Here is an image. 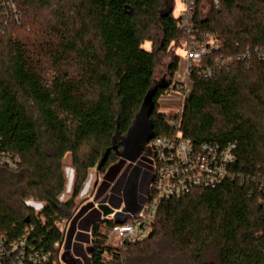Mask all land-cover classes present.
<instances>
[{
  "label": "trees",
  "instance_id": "obj_1",
  "mask_svg": "<svg viewBox=\"0 0 264 264\" xmlns=\"http://www.w3.org/2000/svg\"><path fill=\"white\" fill-rule=\"evenodd\" d=\"M18 3L23 23L0 31V137L22 165L15 172L0 168V234L12 242L33 226L29 242L49 250L62 239L55 222L74 215V200L92 168L104 176L95 199L112 183L113 203L120 204L131 189L122 172L126 161L118 155L121 142L115 149L113 139L128 134L163 79L170 84L158 86L150 118L154 137L174 134L158 101L173 86L188 37L174 16V0ZM196 24L201 34L224 42L205 60L216 64L264 47V0H220L219 7L199 10ZM251 62L220 65L208 79L195 72L177 116L182 137L197 146L236 144V178L163 202L150 236L125 250L106 247L103 232L129 218L117 213L113 221L90 219L85 207L67 248L84 217L74 254L87 264H264V61ZM68 154L72 197L61 202ZM27 201L43 204L42 213L36 216ZM142 201L130 193L125 207L137 211ZM90 241L91 259L82 247ZM64 259L82 264L69 251Z\"/></svg>",
  "mask_w": 264,
  "mask_h": 264
},
{
  "label": "built area",
  "instance_id": "obj_2",
  "mask_svg": "<svg viewBox=\"0 0 264 264\" xmlns=\"http://www.w3.org/2000/svg\"><path fill=\"white\" fill-rule=\"evenodd\" d=\"M182 1L184 8L178 24L188 37V42L173 86L160 98L175 100L181 104L194 88L193 74L195 72L198 76L208 79L213 76L216 67L227 65L233 60L244 62L249 66L254 59L264 61V47H256L254 49L247 48L235 56L219 59L216 64H205V60L222 51L225 44L211 34H201L196 24V18L199 10L204 13L210 5L219 7L220 0ZM22 23L23 14L19 8L18 0H0V31L5 32L10 25H21ZM172 92H176L178 95L174 96ZM179 115L173 118L167 116L166 119V123L174 131V134L155 136L148 143L153 178L145 200L140 211L135 215L130 214L125 223L104 230L103 237L106 247L125 250L129 245L147 239L153 230L157 212L163 202L179 199L198 189H214L223 182L236 178V175L231 171L235 162L236 144L228 143L221 146L218 143L206 142L198 146L195 145L191 140L183 138L179 132V118H177ZM21 165V157L5 150L0 137V168L15 172L20 169ZM95 168L97 170V167ZM95 188L97 190L98 184L95 185ZM26 204H31L29 206L34 210L36 216L40 215L44 209V205L41 203L27 201ZM94 207L100 211L99 205ZM117 213H123V208L114 209V213L107 217L102 214L101 221H113ZM76 215L55 222V227L62 239L55 242L49 250L36 248L29 242L30 235L34 231L33 226L27 229L21 238L12 242H8L0 234V264H68L64 259V255L68 251L76 259L81 260L82 264H87L84 259L74 254V245L77 243L76 236L82 232L79 229L82 218L78 222L76 221L71 244L67 248ZM41 220L44 224L45 220L43 218ZM85 233L92 239V231ZM91 241L82 244L85 251L91 245ZM86 253L87 257L91 259V253L87 251Z\"/></svg>",
  "mask_w": 264,
  "mask_h": 264
},
{
  "label": "rangeland",
  "instance_id": "obj_3",
  "mask_svg": "<svg viewBox=\"0 0 264 264\" xmlns=\"http://www.w3.org/2000/svg\"><path fill=\"white\" fill-rule=\"evenodd\" d=\"M174 1H175L174 16L176 18H179L182 15V11L184 8L183 1L182 0H174ZM179 55L181 56V60H182V58L184 57V51L180 50ZM160 72H158V75L156 77L157 81H160L163 77V74H161ZM177 73H179V70ZM172 95L176 96L178 94L176 92H172ZM158 103H159V111L170 118H173L181 113L183 104L175 100L160 99ZM64 168L67 178V185L64 194H62L59 198L62 202H66L70 200L72 197L74 170L72 168V158L70 154H68L64 159ZM122 172L126 175L128 180L127 183L129 184V187H131V189H128L127 193L125 194L122 193V196L120 198L122 202L120 204L113 203V200L116 197L114 196V193L111 191V188L113 186L112 183L110 184L109 190L106 192L105 195L102 196L101 199L99 200L95 199V195L97 193L95 185L98 184L99 187V185H101L102 181L104 180V176L103 174L99 173L98 170H96V168H94L89 171L86 182L82 190L80 191L78 197L74 200V206H75L74 209L76 208L74 214H79L81 210H83L85 207H88L85 213H89V211L90 212L92 211V214L90 215L89 218L97 219L98 216H100V220H101L102 217L101 211L96 210L94 207L95 205H100V204H108L111 208L117 210L123 208L122 215L124 217H128L130 216V214H133L132 210H129L125 207L127 198L130 196V193H132V197L133 198L135 197L137 202L138 199L140 198H143V200H145L149 188V184L153 178L152 161L150 158L149 145L145 147V151L142 157L140 158V160L136 164H130L126 162ZM29 205L31 206V204H28V206ZM82 247L84 248L83 245Z\"/></svg>",
  "mask_w": 264,
  "mask_h": 264
},
{
  "label": "water",
  "instance_id": "obj_4",
  "mask_svg": "<svg viewBox=\"0 0 264 264\" xmlns=\"http://www.w3.org/2000/svg\"><path fill=\"white\" fill-rule=\"evenodd\" d=\"M169 84V80L163 79L161 83L157 84V86L151 89L128 134L124 137H120L119 133L115 135L113 139V146L115 149H117V144L121 142L122 149L118 151V155L127 163L136 164L142 157L145 147L148 145L150 140L153 139V124L150 118L154 109L153 97L158 89V86L167 88ZM143 202L144 200L142 201V203ZM99 209L104 217H107L114 213V209L111 208L108 204H100ZM140 209L134 212L132 211L133 215L137 214ZM118 214L122 215V213ZM127 218H129V216L125 217V219ZM87 252L91 253L92 249L88 248Z\"/></svg>",
  "mask_w": 264,
  "mask_h": 264
},
{
  "label": "crops",
  "instance_id": "obj_5",
  "mask_svg": "<svg viewBox=\"0 0 264 264\" xmlns=\"http://www.w3.org/2000/svg\"><path fill=\"white\" fill-rule=\"evenodd\" d=\"M87 214H88V213H86V214L84 215V217H85ZM84 217H82V219H83Z\"/></svg>",
  "mask_w": 264,
  "mask_h": 264
},
{
  "label": "flooded vegetation",
  "instance_id": "obj_6",
  "mask_svg": "<svg viewBox=\"0 0 264 264\" xmlns=\"http://www.w3.org/2000/svg\"><path fill=\"white\" fill-rule=\"evenodd\" d=\"M144 151H145V149H144ZM144 153V152H143Z\"/></svg>",
  "mask_w": 264,
  "mask_h": 264
}]
</instances>
